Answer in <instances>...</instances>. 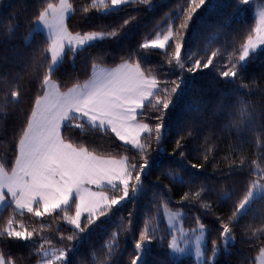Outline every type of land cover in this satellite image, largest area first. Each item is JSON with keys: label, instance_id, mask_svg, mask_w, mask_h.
Masks as SVG:
<instances>
[{"label": "trees", "instance_id": "1", "mask_svg": "<svg viewBox=\"0 0 264 264\" xmlns=\"http://www.w3.org/2000/svg\"><path fill=\"white\" fill-rule=\"evenodd\" d=\"M48 2L57 0H0V164L14 162L19 131L40 94L36 74L44 56L34 61L30 56L48 46L49 37L36 23L38 12ZM69 4L72 9L66 25L73 33L111 29L126 18L135 19L120 38L94 42L74 56L66 54L53 75L62 91L88 81L93 66L119 65L129 51L169 28L182 44L183 69L174 58L171 64L167 62L172 58L169 48L142 50L135 59L158 79L160 88H171L172 81L181 87L165 116L163 139L159 144L150 141L146 157L150 168L140 190L107 210L83 233L69 225L63 213L35 218L9 204L0 210V229L11 217L17 229L23 226L35 230V235L28 242L0 240V255L13 264H37L41 237V242L58 247L74 244L69 252L71 264H129L139 233L147 228L156 239L146 248L141 264H198L192 256L172 257L167 247L171 235L165 211L181 210L188 229L204 225L207 256L214 240L219 245L214 264H257L264 249L260 231L264 229V191L235 220L232 215L252 180L261 179L257 168L264 169V47L251 53L245 64L238 61L241 45L256 26L255 10L264 0H205L187 20L186 29L179 26L185 22L191 0L143 4L135 0L107 11L102 6L91 8L92 0H69ZM85 7L90 8L87 13ZM213 52L217 55L212 66L187 71L196 59L203 63ZM232 63H238L240 76L221 77ZM44 71L46 66L40 76ZM12 91L21 93L18 100L11 97ZM252 110L256 131L245 130L243 124L235 126V120L243 122L244 114ZM155 115L153 105L146 102L138 120L154 125ZM64 134L103 157L128 156L130 163L143 162L136 149L122 144L110 130L69 125ZM178 140L183 145L180 149H176ZM109 190L110 195L120 194ZM224 223L232 228L226 244L220 237ZM74 234L76 240L69 242L66 237ZM204 264L212 262L206 259Z\"/></svg>", "mask_w": 264, "mask_h": 264}, {"label": "snow or ice", "instance_id": "2", "mask_svg": "<svg viewBox=\"0 0 264 264\" xmlns=\"http://www.w3.org/2000/svg\"><path fill=\"white\" fill-rule=\"evenodd\" d=\"M130 2L135 0H110V3H106V0H92L90 7L102 6L107 11L118 9ZM243 2L247 3V0ZM139 3H148V0H139ZM204 3L205 0H191V5L186 10L185 22L180 24V29L188 27L187 20H190L191 14ZM71 9L72 5L67 3V0H60L59 6L48 2L36 17V23L42 24L49 32L47 48L38 49L30 56V61L44 56L36 74L40 94L19 131L14 162L0 164V204L9 201L16 209L26 210L35 218L53 214L59 216L63 213V219L76 231L83 233L87 226L105 216L107 210L120 205L130 197V194L143 187L144 177L150 168L146 158L151 148L150 141L154 139L156 144H159L163 139L165 116L173 105V96L181 87L180 82L172 81L171 88L167 86L160 88L158 79L150 75L148 70L142 69L141 62L135 59L136 55L142 50L169 48L172 58L167 62L171 64L174 58L182 69L184 64L181 62L182 44L175 41L173 30L169 28L163 35L157 34L155 39H147L129 51L126 59H122L117 67L105 69L93 66L92 76L88 81L83 84L77 83L67 91H62V86L53 79V75L55 66L66 54L71 53L74 56L78 50L90 47L94 42L120 38L124 29L135 19L126 18L111 29L73 33L69 31L65 22V14ZM89 10V7L84 8L85 13ZM259 45H264V13L241 45L238 61H245L250 52L255 51ZM216 55L217 53L213 52L203 63L196 59L187 71L195 72L209 68L213 65V58ZM45 66L46 71L40 76V69ZM220 75L223 78L237 79L240 76L238 63H232L228 70L222 71ZM10 95L18 100L21 93L12 91ZM145 102L152 104L155 110L154 125L138 120V114L144 109ZM254 114V110L249 111L244 114L243 122L235 120L233 123L238 128L243 124L245 130L256 131ZM69 125L76 129H84L88 125L96 129L110 130L122 144L136 149L143 162L130 163L128 156L105 159L65 135L64 132ZM182 147L178 140L176 149ZM192 167L196 168L197 165ZM257 173L261 179L252 180L251 187L236 206L232 220L253 202L255 191L264 189V169L257 168ZM105 187L120 194L109 195L104 190ZM70 206H74V214L69 213ZM5 224L6 227L0 229V240L8 242L33 240L35 230L29 231L23 226L22 230H17L16 220L11 217ZM200 229L201 235L195 237L198 255H201L203 224H200ZM260 231L264 233V229ZM231 233L232 228L228 223L221 225L222 241H226ZM66 239L73 242L76 235H70ZM155 239L147 228L141 231L134 245L135 255L130 258L129 264H141L146 248ZM74 247V244H70L54 252L52 254L54 259H47L44 264L55 262L71 264L69 252ZM167 247L177 253L184 251L176 236L172 237ZM218 250L219 245L214 240L211 249L212 264ZM44 255L47 256V253L44 252ZM0 264L13 262L0 255Z\"/></svg>", "mask_w": 264, "mask_h": 264}, {"label": "rangeland", "instance_id": "3", "mask_svg": "<svg viewBox=\"0 0 264 264\" xmlns=\"http://www.w3.org/2000/svg\"><path fill=\"white\" fill-rule=\"evenodd\" d=\"M57 1H59V0H57ZM106 3H110V0H106ZM109 10H112V9H109ZM262 13H264V5H258L256 10H255V16H256V20H257L256 24L259 22ZM37 27L39 28V27H44V26L42 24H38ZM166 32L167 31L158 32L157 34L163 35ZM157 34H155L151 39H155L157 37ZM262 47H264V45L257 46L255 51H257L258 49H260ZM255 51H251L250 54L255 52ZM250 54H249V56H250ZM249 56L245 59V61H242L241 63L245 64L246 61L248 60ZM99 66L98 67L96 66V68L112 69V68L117 67V66H104V65H99ZM142 136H143V134H142ZM257 181H259V180H257ZM109 189L110 188H108V187L104 188V190L110 195ZM263 191H264V189L259 190V191H255L254 199L261 196ZM9 204H11L9 201H6V202L0 204V210H2L5 206H7ZM11 205L15 208V206L13 204H11ZM249 206H247L245 209H242L241 213H239L238 216L243 214L249 208ZM15 210L18 212H22V210H19L16 208H15ZM23 211H26V210H23ZM68 211H69V213H74V206H70ZM45 217H48V216L46 215ZM164 217H165V220H166V223H167L168 229L170 231V235H171L170 242H171L172 237L176 236L177 240L180 243V246L184 248V251L179 252V253L170 251L172 257L180 258L183 256H192L198 262V264H204L206 259H208L210 262H212V253L210 254V256H207L206 250H205V248H206V229H205V227L203 229V238H202L201 244H200L201 255H198L197 251H196L195 237L198 235H201L200 225L193 230L185 227L184 226V224H185V212L181 211V210L180 211H172V210L165 211ZM17 230H22V229L19 228ZM41 239H42L41 237H39L37 239V241H39L41 244H43V247L40 248V250H39L40 259L38 260L37 264H44V261H46L47 259H54L52 254L54 252H57L60 249L65 248V247H58V246H55L52 244H47V242H44V241L41 242ZM224 244H226V241ZM41 249H43V251H41ZM219 251H220V249L218 250V253H219ZM44 252L47 253V256L44 255ZM218 253H217V255H218ZM217 255L215 257V260L217 258ZM69 258H70V253H69ZM55 264H59V262H55Z\"/></svg>", "mask_w": 264, "mask_h": 264}, {"label": "crops", "instance_id": "4", "mask_svg": "<svg viewBox=\"0 0 264 264\" xmlns=\"http://www.w3.org/2000/svg\"><path fill=\"white\" fill-rule=\"evenodd\" d=\"M67 3H69V0H67ZM54 4H56V5H58L59 6V4H60V0L59 1H57V2H54ZM70 12H71V10L70 11H68V12H66V14H65V16H66V19H67V17H68V15L70 14ZM66 19H65V22H66ZM39 24V23H38ZM39 29H41L48 37H49V32H48V30H46L44 27H39ZM97 67L99 66V65H96ZM95 66V67H96ZM118 66V65H117ZM100 67V66H99ZM67 91V90H66ZM141 111V110H140ZM105 159H110V158H112V157H104ZM116 159H119V158H116ZM257 264H264V255H262V251L260 252V254H259V256H258V262H257Z\"/></svg>", "mask_w": 264, "mask_h": 264}]
</instances>
